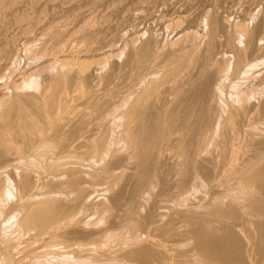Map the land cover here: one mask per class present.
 Segmentation results:
<instances>
[{"label":"bare ground","instance_id":"obj_1","mask_svg":"<svg viewBox=\"0 0 264 264\" xmlns=\"http://www.w3.org/2000/svg\"><path fill=\"white\" fill-rule=\"evenodd\" d=\"M42 3L0 0V264H168L158 234L243 214L264 261V14L250 27L209 10L171 40L144 29L91 56L65 55L81 42L61 26L48 60L16 70L12 29L29 32ZM195 239L247 264L231 230Z\"/></svg>","mask_w":264,"mask_h":264},{"label":"rangeland","instance_id":"obj_2","mask_svg":"<svg viewBox=\"0 0 264 264\" xmlns=\"http://www.w3.org/2000/svg\"><path fill=\"white\" fill-rule=\"evenodd\" d=\"M42 4H47V5L42 6V7L38 6L36 8L29 7L28 13L30 14V18L33 19V25L31 26L29 32L27 33L23 32L21 29H18L17 26H14V28L12 29V33H11L12 35L10 36L12 45H11V48L9 47L11 52L8 54V57L12 58L11 61L14 62L13 64L16 63L14 65L16 70H18L19 68V70L28 71L32 68L33 65L35 66L36 64L32 60L34 58V55L38 53L40 49H43V51L45 50L46 51L42 52L38 59L42 57L41 61L48 60L51 57L50 53L52 52L51 49L53 48L54 42H56L57 40L56 38L58 37V36L52 37V34H54L57 30H59L61 26L63 27L68 26V28L71 29V28H74L76 25V28H74L73 30L74 33L73 34L71 33L72 35H71L70 40L75 39L81 42L79 44L80 47L78 46V48L74 49V51H71V47H70L68 50H66V52L64 51L65 52L64 54L67 55L70 53L72 54L74 53V56H76L78 52L88 51L86 55L90 54L89 56H91V55L100 54L103 51L108 50L111 44L110 43L108 44L107 41L108 42L109 40L113 41V43H115L119 47L125 42V39L127 40V37H129L130 34L135 33V32L139 33L138 31L140 32L143 31L142 33H144L145 32L144 29L148 31V32L146 31L147 35L149 33L151 34L152 31L153 33H156L161 30L160 34L162 33L161 34L162 36L160 39H163V41L171 40L173 37H175V35L179 31L181 32V30L182 31L187 30L190 27V25L193 27V29L195 27L198 29V24H200V22L204 20L203 18V15L205 16L204 13H206L209 10H214L220 15L222 14L221 16L230 19L231 22L232 21L238 22L239 20L242 22L244 21L242 19L245 18L247 19L245 22L249 23L250 27L253 26L254 24H255L254 25L255 27L258 24H260L259 20L263 19L262 17L264 14V0H56L54 2H50V0L48 1L43 0ZM255 13H258V14L260 13V15L257 16V19L255 21L251 22L250 18ZM174 18L175 19L177 18L176 19L177 21L181 18V24H180L181 27L177 28L178 26H176L175 24L177 21ZM168 21L169 23H167ZM151 24H154V25L151 26ZM167 24H170V26L165 27L167 26ZM174 24L175 26H173ZM163 26L164 28H162ZM186 26L188 28H186ZM148 27L149 28L151 27L152 30L151 29L149 30ZM26 28L27 27H25V29ZM153 28L155 30H153ZM165 29H167L166 33H165ZM169 32H170V35H169ZM95 33L97 36L95 35ZM171 33H175V34L171 36L172 35ZM88 34H91L92 38L91 36H89L90 38L89 39ZM166 35H168V37ZM50 37L52 38V40L49 39ZM83 37H87V38H83ZM117 40L119 41V43ZM107 44L108 46H106ZM54 51L55 50H53V53L55 54ZM15 56L16 57L18 56L19 59H16ZM6 62H8L7 59H6ZM6 62L5 60L0 61V67H1L0 71H2L1 69L5 67ZM21 62L23 63V67H22ZM24 63L26 64V66ZM41 63L42 62H40V64ZM92 67L93 65H91V68ZM4 72L5 71H3L2 73L0 72V81L2 80L1 82H3V79L5 77L3 76ZM73 86H71L72 88H70V90L76 89V85H73ZM72 115L71 116L68 115L67 117H72ZM259 138H256L257 139L255 140L256 143L262 141L261 139L262 137L260 138V141H259ZM247 190L248 192L251 191L249 188ZM256 221H258V219H256L255 217L250 216L248 214H243L237 220L213 221L209 225L210 227H206V223L202 221L185 222V223H180L178 225V227H181L182 225L184 226L181 229V231L171 233L169 237L167 235L166 236V238L168 237L167 239H165L164 237L165 235L163 236V234L156 233L154 241L157 240L158 238L157 236L160 235L158 239L160 242L163 241V243H161L163 245L162 251L165 250L164 252L166 253L163 252V254H165L166 257L168 256V260H169L168 264H198L199 261L200 262L202 261L199 264H236V262L233 259L224 262V261L216 260L215 258H212L208 255L202 254L200 249L197 246L196 239H195V235L197 233L223 237L228 230H231L239 237V242L241 245V249L243 251L244 261L247 264H253V259H254V264H264V261H260L258 257H253L251 255V249H252L253 243H251V240L248 238L249 236L247 237V230L249 228V225L252 222H256ZM259 221L263 222L264 217H262L261 220ZM161 235L164 237L165 240H163V237H161ZM160 237L162 239H160ZM147 241L143 240L135 244L133 243V245L127 247L126 250L125 249L124 250L127 251L128 249V252H129L130 250L135 251L137 249L140 250L141 248H144V247H150L152 244L148 243L149 241L148 242ZM157 242L158 241H156V243ZM172 244L174 245V247L172 246ZM165 245L167 249H164L166 248ZM168 245L171 246L172 248L169 247ZM169 248H171V250ZM123 251H121L122 253L120 252L121 255L126 253V252L124 253ZM118 253L117 255L120 256L119 255L120 253L119 254ZM198 255H200L199 258H198ZM193 256H196L197 260ZM200 258H202L203 260L202 259L199 260ZM195 261L198 263H196ZM118 263L122 264L123 262L122 263L117 262V264ZM131 264H142V263L135 262Z\"/></svg>","mask_w":264,"mask_h":264}]
</instances>
